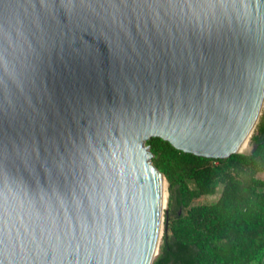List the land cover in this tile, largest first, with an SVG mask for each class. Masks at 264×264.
I'll return each mask as SVG.
<instances>
[{
    "label": "water",
    "instance_id": "95a60500",
    "mask_svg": "<svg viewBox=\"0 0 264 264\" xmlns=\"http://www.w3.org/2000/svg\"><path fill=\"white\" fill-rule=\"evenodd\" d=\"M263 98L264 0H0V264H151L145 140L228 156Z\"/></svg>",
    "mask_w": 264,
    "mask_h": 264
},
{
    "label": "trees",
    "instance_id": "16d2710c",
    "mask_svg": "<svg viewBox=\"0 0 264 264\" xmlns=\"http://www.w3.org/2000/svg\"><path fill=\"white\" fill-rule=\"evenodd\" d=\"M250 153L197 156L151 136L153 164L168 182L165 232L151 264H260L264 258V126ZM212 201L192 203L215 191ZM169 229V234L166 233Z\"/></svg>",
    "mask_w": 264,
    "mask_h": 264
},
{
    "label": "rangeland",
    "instance_id": "374dc122",
    "mask_svg": "<svg viewBox=\"0 0 264 264\" xmlns=\"http://www.w3.org/2000/svg\"><path fill=\"white\" fill-rule=\"evenodd\" d=\"M260 126H264V98H263V101H262V104H261V107H260V111L257 115V118L254 122V125L251 129V132L249 134V144L252 143L253 141V138L255 137V135L258 134V127ZM254 175L258 176V177H261L264 179V168H261L257 171L254 172ZM163 179L165 180V185H166V190H167V199H166V205L164 207V209L162 210V219H161V224H160V230H159V237H158V246H159V243L161 242V237L163 235V233L165 232V220H166V210H167V201H168V192H169V189H168V182L166 180V178L164 177L163 175ZM212 184L214 185V189L215 191L213 193H205V194H200L196 197H194L192 199V203H196V202H208V201H212L213 199H215V197L217 196V192L220 188V182L217 180V178L215 177L213 180H212ZM166 233L169 234V229H166ZM157 252H158V248H157ZM156 252V254H157ZM156 254L154 255V257L156 256ZM153 257V258H154ZM153 260V259H152ZM260 264H264V258L262 259L261 263Z\"/></svg>",
    "mask_w": 264,
    "mask_h": 264
},
{
    "label": "bare ground",
    "instance_id": "6f19581e",
    "mask_svg": "<svg viewBox=\"0 0 264 264\" xmlns=\"http://www.w3.org/2000/svg\"><path fill=\"white\" fill-rule=\"evenodd\" d=\"M259 111H260V109H259ZM250 132H251V130L242 138L241 142L239 143V145L236 148L237 151H239V152H247L249 150V147H250L249 134H250ZM165 184H166L165 180L162 178V182H161V186H160V221L162 219V210L164 209V207L166 205V199H167V190H166V185Z\"/></svg>",
    "mask_w": 264,
    "mask_h": 264
}]
</instances>
